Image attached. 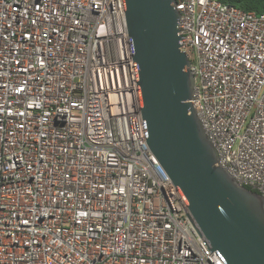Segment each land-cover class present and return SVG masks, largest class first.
<instances>
[{
  "label": "built area",
  "instance_id": "built-area-1",
  "mask_svg": "<svg viewBox=\"0 0 264 264\" xmlns=\"http://www.w3.org/2000/svg\"><path fill=\"white\" fill-rule=\"evenodd\" d=\"M125 0H0V264H225L150 150ZM219 165L264 197V15L177 0Z\"/></svg>",
  "mask_w": 264,
  "mask_h": 264
},
{
  "label": "water",
  "instance_id": "water-1",
  "mask_svg": "<svg viewBox=\"0 0 264 264\" xmlns=\"http://www.w3.org/2000/svg\"><path fill=\"white\" fill-rule=\"evenodd\" d=\"M125 1L150 150L211 251L225 264H264V197L219 165V153L191 103L196 79L180 46L177 0Z\"/></svg>",
  "mask_w": 264,
  "mask_h": 264
},
{
  "label": "trees",
  "instance_id": "trees-1",
  "mask_svg": "<svg viewBox=\"0 0 264 264\" xmlns=\"http://www.w3.org/2000/svg\"><path fill=\"white\" fill-rule=\"evenodd\" d=\"M224 2L245 12H254L257 15H264V0H224ZM253 191L256 192V190Z\"/></svg>",
  "mask_w": 264,
  "mask_h": 264
}]
</instances>
